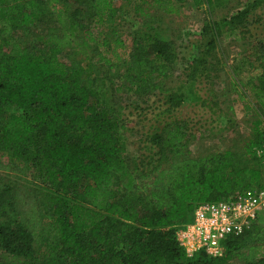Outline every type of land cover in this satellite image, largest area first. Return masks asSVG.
Returning <instances> with one entry per match:
<instances>
[{
	"label": "trees",
	"instance_id": "16d2710c",
	"mask_svg": "<svg viewBox=\"0 0 264 264\" xmlns=\"http://www.w3.org/2000/svg\"><path fill=\"white\" fill-rule=\"evenodd\" d=\"M115 1L0 0V170L31 175L33 196L24 207L16 183L0 175V264H264V213L227 236L218 257L187 256L175 240L196 204L264 189V165L255 155L264 122L261 39L252 48L256 63L251 53L243 57L246 75L233 69L246 113L259 117L239 151L192 155L189 146L202 131L173 113L198 105L218 112L208 123L213 133L230 128L232 117L214 95L212 55L221 37L245 44L255 37L251 24L264 30L254 16L264 0L205 20L175 87L167 84L179 63L171 41L154 31L126 44L105 31ZM134 1L138 10L169 0ZM176 1L215 8L228 0ZM40 24L38 48L23 44ZM66 51L69 62L60 59ZM96 67L119 69L111 93ZM125 89L140 98L160 95L151 117L139 112L146 124L134 155L123 136L126 106L113 99Z\"/></svg>",
	"mask_w": 264,
	"mask_h": 264
},
{
	"label": "rangeland",
	"instance_id": "374dc122",
	"mask_svg": "<svg viewBox=\"0 0 264 264\" xmlns=\"http://www.w3.org/2000/svg\"><path fill=\"white\" fill-rule=\"evenodd\" d=\"M247 1L249 0H228L221 6L209 8L206 3L195 5L191 1L177 2L176 0H169L164 1L162 5H145L144 7L140 6L141 8L136 10V2L134 0H117L114 2V6L117 8L116 16L112 22L107 23L105 31H107L110 37L121 36L126 44L130 42L129 39L132 36L154 31H157L162 38L171 41L176 50L179 63L177 70L169 77L167 84L170 87H175L182 78V67L184 66L185 59L191 52V46L199 40L203 22L207 19L214 20L234 13ZM169 6L171 7L169 8ZM254 16L260 17L261 25L264 27V6L257 8ZM43 27V24H40L38 28L35 27V31H31L30 36L24 40L25 42L23 41V44L25 43L37 49L38 46L35 43L34 37L36 30H39V28L43 29ZM249 27L251 34L255 35V37L250 38L245 44L231 38L224 39L221 37L212 55V62L214 65H217L213 80L214 95L219 101L220 111L232 117V124L228 125L230 128L222 132L213 133L216 127L211 129L208 123L214 122L215 115L218 112L212 114L207 108H202L198 105L185 103L173 111L174 115L189 120V126L194 130L200 127L202 131L200 138L193 141L189 146L191 154L194 156L226 148L238 150L243 145V141L253 135V121L259 117L252 109L246 113L244 101L239 99L236 87L239 75L233 73V69L239 67V69H244L242 75H246V70L249 67L246 64H242L243 57L252 55V48L254 46L257 47V45L259 46L258 41L260 39L264 43V30L255 24H251ZM66 52L60 55V59L69 62L71 55ZM251 59L255 61V56L252 55ZM119 67V69L123 70L122 65ZM119 69L112 68L106 71L104 68L96 67L93 69V74L96 73L99 76L106 75L107 90L108 93H111L116 83H119V80L115 78ZM109 85L112 86L111 91ZM196 87H198L197 84ZM132 92L125 89L113 95V99H118V102L122 106H126L122 116V119L126 123L123 136L126 141V151L130 155L136 154L138 138L143 130L142 124H146V122H141L139 112L147 114V117H151V112L155 111L154 108L160 104V95L157 93L149 97L143 96V98H140L135 92ZM201 92H203V89ZM145 99H147L145 102H140ZM203 127L207 128V130ZM0 158H4L2 153H0ZM0 175L3 181L16 183L21 204L24 207H29L33 196L30 193L32 184L28 181L32 176L28 175L24 179L14 175L10 171L2 169L0 170Z\"/></svg>",
	"mask_w": 264,
	"mask_h": 264
},
{
	"label": "built area",
	"instance_id": "2783aa9c",
	"mask_svg": "<svg viewBox=\"0 0 264 264\" xmlns=\"http://www.w3.org/2000/svg\"><path fill=\"white\" fill-rule=\"evenodd\" d=\"M260 132L255 155L264 165V122ZM262 213L264 189L236 191L223 200L203 201L195 205L191 220L176 229L175 240L187 256L203 251L218 257L223 253V240L229 235L241 234Z\"/></svg>",
	"mask_w": 264,
	"mask_h": 264
}]
</instances>
